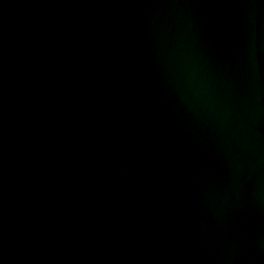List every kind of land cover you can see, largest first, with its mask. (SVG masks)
Listing matches in <instances>:
<instances>
[{"label": "water", "instance_id": "95a60500", "mask_svg": "<svg viewBox=\"0 0 264 264\" xmlns=\"http://www.w3.org/2000/svg\"><path fill=\"white\" fill-rule=\"evenodd\" d=\"M0 264H264V0H0Z\"/></svg>", "mask_w": 264, "mask_h": 264}]
</instances>
